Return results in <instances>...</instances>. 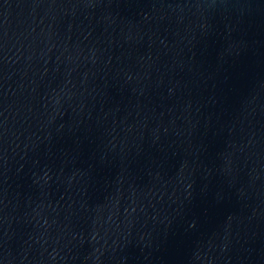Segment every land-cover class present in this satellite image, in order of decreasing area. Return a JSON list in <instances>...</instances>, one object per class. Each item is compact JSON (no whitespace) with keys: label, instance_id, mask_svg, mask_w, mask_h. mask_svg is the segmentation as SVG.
Instances as JSON below:
<instances>
[{"label":"water","instance_id":"obj_1","mask_svg":"<svg viewBox=\"0 0 264 264\" xmlns=\"http://www.w3.org/2000/svg\"><path fill=\"white\" fill-rule=\"evenodd\" d=\"M0 264H264V0H0Z\"/></svg>","mask_w":264,"mask_h":264}]
</instances>
